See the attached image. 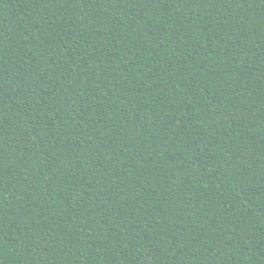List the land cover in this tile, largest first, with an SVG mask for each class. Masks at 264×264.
Listing matches in <instances>:
<instances>
[{
    "label": "trees",
    "instance_id": "trees-1",
    "mask_svg": "<svg viewBox=\"0 0 264 264\" xmlns=\"http://www.w3.org/2000/svg\"><path fill=\"white\" fill-rule=\"evenodd\" d=\"M0 264H264V0H0Z\"/></svg>",
    "mask_w": 264,
    "mask_h": 264
}]
</instances>
